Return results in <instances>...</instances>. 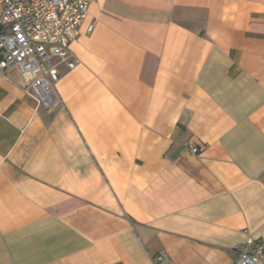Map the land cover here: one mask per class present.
Masks as SVG:
<instances>
[{"label": "crops", "instance_id": "crops-1", "mask_svg": "<svg viewBox=\"0 0 264 264\" xmlns=\"http://www.w3.org/2000/svg\"><path fill=\"white\" fill-rule=\"evenodd\" d=\"M90 7L52 112L0 71V264H236L264 244V0Z\"/></svg>", "mask_w": 264, "mask_h": 264}, {"label": "built area", "instance_id": "built-area-1", "mask_svg": "<svg viewBox=\"0 0 264 264\" xmlns=\"http://www.w3.org/2000/svg\"><path fill=\"white\" fill-rule=\"evenodd\" d=\"M93 1L0 0V71L18 70L25 93L49 112L60 102L61 67L74 69L80 61L70 46ZM187 146L192 153L200 151ZM236 264H264V244L247 243L238 250Z\"/></svg>", "mask_w": 264, "mask_h": 264}]
</instances>
